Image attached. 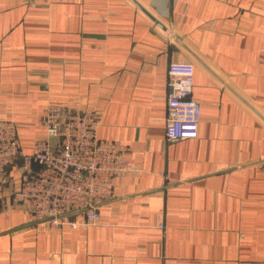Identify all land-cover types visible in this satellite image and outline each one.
Wrapping results in <instances>:
<instances>
[{"label":"crops","instance_id":"obj_1","mask_svg":"<svg viewBox=\"0 0 264 264\" xmlns=\"http://www.w3.org/2000/svg\"><path fill=\"white\" fill-rule=\"evenodd\" d=\"M172 62L194 65L195 138L166 137ZM50 102L100 113L138 168L97 224L55 229L10 166L0 264H264V0H0V121L26 151Z\"/></svg>","mask_w":264,"mask_h":264},{"label":"built area","instance_id":"obj_2","mask_svg":"<svg viewBox=\"0 0 264 264\" xmlns=\"http://www.w3.org/2000/svg\"><path fill=\"white\" fill-rule=\"evenodd\" d=\"M194 65L172 62L168 68L166 137L195 138L201 105L192 95ZM46 137L32 151L23 147L13 121H0V186L12 165L20 164V187L13 200L55 229L97 224L100 207L113 195L116 179L137 170L128 147L101 139V115L50 102L43 116ZM161 226L164 224L160 223Z\"/></svg>","mask_w":264,"mask_h":264}]
</instances>
